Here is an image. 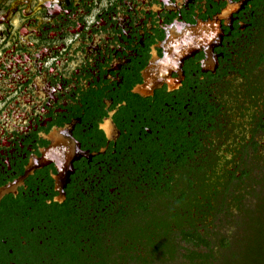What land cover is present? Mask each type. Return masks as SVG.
Returning <instances> with one entry per match:
<instances>
[{"label":"flooded vegetation","instance_id":"af4514ba","mask_svg":"<svg viewBox=\"0 0 264 264\" xmlns=\"http://www.w3.org/2000/svg\"><path fill=\"white\" fill-rule=\"evenodd\" d=\"M262 174L264 0H0V264H203Z\"/></svg>","mask_w":264,"mask_h":264},{"label":"rangeland","instance_id":"374dc122","mask_svg":"<svg viewBox=\"0 0 264 264\" xmlns=\"http://www.w3.org/2000/svg\"><path fill=\"white\" fill-rule=\"evenodd\" d=\"M261 199H251L238 228L229 257L241 256L249 249L264 252V175L259 183ZM253 195V196H254ZM237 258L234 259V261Z\"/></svg>","mask_w":264,"mask_h":264},{"label":"water","instance_id":"95a60500","mask_svg":"<svg viewBox=\"0 0 264 264\" xmlns=\"http://www.w3.org/2000/svg\"><path fill=\"white\" fill-rule=\"evenodd\" d=\"M225 157L227 158V156H225ZM227 159L230 160L229 158H227ZM221 161L224 163L225 162V158H222ZM262 177H263V174H262V176H261V178L259 180V183H260ZM250 193L252 194V196H250ZM254 193L255 192H252L251 190L248 193L249 194L248 203H250V201H251ZM247 207L244 208V212L241 213L242 215H241V217H239L240 220H237L239 218L235 217V216H237V215H235V213L224 212L222 214V218H221L222 221H221V223H223V224H219L221 226L220 230H221L222 233H225L224 236H223V238H227V237L230 238L231 237V240L229 241V245L226 247V249L221 250L219 252H214V256H215V259H216L215 264H221L222 263V260H224L225 257H228L229 258V254H230V251H231V248H232V245H233L235 236L237 234V231H238V228H239L241 219H242V217H243V215H244Z\"/></svg>","mask_w":264,"mask_h":264},{"label":"trees","instance_id":"16d2710c","mask_svg":"<svg viewBox=\"0 0 264 264\" xmlns=\"http://www.w3.org/2000/svg\"><path fill=\"white\" fill-rule=\"evenodd\" d=\"M261 199V194L257 195ZM195 226V225H194ZM231 240V237L223 238V241L221 243L222 247L221 249L224 250L229 245V241ZM241 256L236 257L235 255L228 257H225L224 260H222L221 264H264V252L263 251H255L252 249H249L248 251H245L244 253H240ZM237 258L235 261L234 259ZM202 259L201 261L203 264H215V256L214 252L212 250H209L208 254L206 256H197L194 254V261L195 260Z\"/></svg>","mask_w":264,"mask_h":264}]
</instances>
